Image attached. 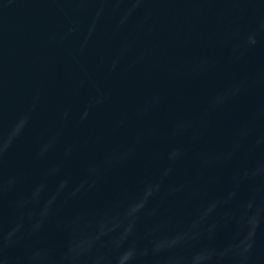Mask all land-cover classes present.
<instances>
[{"label":"water","instance_id":"obj_1","mask_svg":"<svg viewBox=\"0 0 264 264\" xmlns=\"http://www.w3.org/2000/svg\"><path fill=\"white\" fill-rule=\"evenodd\" d=\"M0 264H264V0H0Z\"/></svg>","mask_w":264,"mask_h":264}]
</instances>
